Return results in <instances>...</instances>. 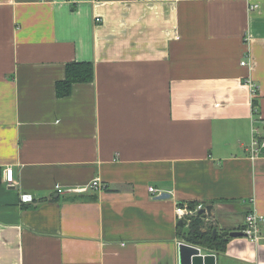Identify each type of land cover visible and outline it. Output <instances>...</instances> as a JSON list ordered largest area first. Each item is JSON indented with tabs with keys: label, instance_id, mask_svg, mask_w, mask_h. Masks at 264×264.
<instances>
[{
	"label": "crops",
	"instance_id": "1",
	"mask_svg": "<svg viewBox=\"0 0 264 264\" xmlns=\"http://www.w3.org/2000/svg\"><path fill=\"white\" fill-rule=\"evenodd\" d=\"M71 63L94 80L59 98ZM252 127L264 138V0H0V264H180L184 203L242 232L264 217ZM202 253L264 264V240Z\"/></svg>",
	"mask_w": 264,
	"mask_h": 264
},
{
	"label": "built area",
	"instance_id": "2",
	"mask_svg": "<svg viewBox=\"0 0 264 264\" xmlns=\"http://www.w3.org/2000/svg\"><path fill=\"white\" fill-rule=\"evenodd\" d=\"M258 6L254 5L252 9H257ZM242 66H245L247 63L243 61ZM250 87L252 88V95L254 98L257 95V86L253 83H250ZM255 121V119H254ZM258 129L255 127H252V134L253 138L251 141V145L248 148L250 152V157L252 159H256L262 154H264V138H259L257 136ZM5 182L8 186H15L16 180L14 179V171L13 169L9 168L5 171ZM103 183L100 179H95V181L88 187L83 188V192H88L89 190H96V189H102ZM57 192L63 193L64 190L60 187H57ZM150 192L153 196H158L160 194V191L158 189L151 187ZM21 200L23 203H33L34 198L30 194H22ZM206 207L196 203L194 207H191V203H184V204H178L176 208V215L177 219L179 221H184L189 225L194 218H196L199 215V212ZM263 226H264V217L259 214L257 211L252 210L250 213H248L246 217V223L245 227L242 230L243 234L252 242L254 243H260L262 240H264V234H263ZM199 249L202 252V248L199 247Z\"/></svg>",
	"mask_w": 264,
	"mask_h": 264
},
{
	"label": "trees",
	"instance_id": "3",
	"mask_svg": "<svg viewBox=\"0 0 264 264\" xmlns=\"http://www.w3.org/2000/svg\"><path fill=\"white\" fill-rule=\"evenodd\" d=\"M94 66L92 63H71L66 68V78L57 84V95L59 98L68 97L72 93L74 84L90 83L94 80ZM254 108L258 107V101H253ZM0 183H2V169L0 168ZM196 203H191L194 207ZM187 227V228H186ZM182 228L186 229L181 233L186 243L200 246L213 253H219L226 249V238L214 236L213 231L207 226L203 215H198L188 225L184 221Z\"/></svg>",
	"mask_w": 264,
	"mask_h": 264
},
{
	"label": "water",
	"instance_id": "4",
	"mask_svg": "<svg viewBox=\"0 0 264 264\" xmlns=\"http://www.w3.org/2000/svg\"><path fill=\"white\" fill-rule=\"evenodd\" d=\"M170 195L168 193H162L158 196L159 199H167ZM213 206L209 205L205 209L199 212V215H203L204 218H208L212 216ZM181 225L183 222L180 223ZM213 235L216 237L218 235V231L214 230ZM224 238H237L245 236L243 232L234 231V232H223L221 234ZM179 253H180V264H216L217 258L216 254H203L199 247L181 242L179 245Z\"/></svg>",
	"mask_w": 264,
	"mask_h": 264
}]
</instances>
